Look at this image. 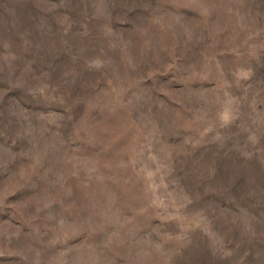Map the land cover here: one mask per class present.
I'll return each instance as SVG.
<instances>
[{
    "label": "rangeland",
    "instance_id": "rangeland-1",
    "mask_svg": "<svg viewBox=\"0 0 264 264\" xmlns=\"http://www.w3.org/2000/svg\"><path fill=\"white\" fill-rule=\"evenodd\" d=\"M0 264H264V0H0Z\"/></svg>",
    "mask_w": 264,
    "mask_h": 264
}]
</instances>
